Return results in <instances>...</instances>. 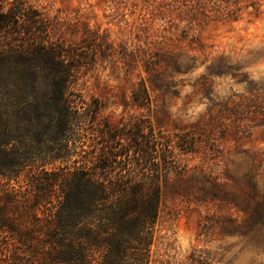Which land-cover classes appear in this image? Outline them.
I'll use <instances>...</instances> for the list:
<instances>
[{"label":"rangeland","instance_id":"rangeland-1","mask_svg":"<svg viewBox=\"0 0 264 264\" xmlns=\"http://www.w3.org/2000/svg\"><path fill=\"white\" fill-rule=\"evenodd\" d=\"M18 3L47 22L49 42L93 60L74 70L83 149L101 146L100 126L140 124L169 157L151 264H264V0H0V9Z\"/></svg>","mask_w":264,"mask_h":264},{"label":"trees","instance_id":"trees-1","mask_svg":"<svg viewBox=\"0 0 264 264\" xmlns=\"http://www.w3.org/2000/svg\"><path fill=\"white\" fill-rule=\"evenodd\" d=\"M78 50L25 5L0 9V264H151L169 157L140 124L83 149L74 70L93 60Z\"/></svg>","mask_w":264,"mask_h":264}]
</instances>
